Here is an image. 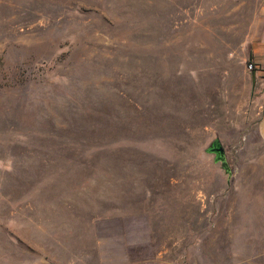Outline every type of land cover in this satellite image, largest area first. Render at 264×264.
Wrapping results in <instances>:
<instances>
[{
  "label": "rangeland",
  "instance_id": "374dc122",
  "mask_svg": "<svg viewBox=\"0 0 264 264\" xmlns=\"http://www.w3.org/2000/svg\"><path fill=\"white\" fill-rule=\"evenodd\" d=\"M263 102L264 0H0V264H264Z\"/></svg>",
  "mask_w": 264,
  "mask_h": 264
},
{
  "label": "water",
  "instance_id": "95a60500",
  "mask_svg": "<svg viewBox=\"0 0 264 264\" xmlns=\"http://www.w3.org/2000/svg\"><path fill=\"white\" fill-rule=\"evenodd\" d=\"M208 153L214 155V161L220 162L221 166L227 170V163L225 158V151L219 140H214L206 150Z\"/></svg>",
  "mask_w": 264,
  "mask_h": 264
},
{
  "label": "crops",
  "instance_id": "0c3cea01",
  "mask_svg": "<svg viewBox=\"0 0 264 264\" xmlns=\"http://www.w3.org/2000/svg\"><path fill=\"white\" fill-rule=\"evenodd\" d=\"M257 107L259 109V98H257ZM259 115V112H257ZM256 133L259 140L264 144V102L261 104L260 117L258 116L256 122Z\"/></svg>",
  "mask_w": 264,
  "mask_h": 264
}]
</instances>
